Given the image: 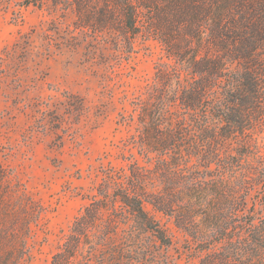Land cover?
Masks as SVG:
<instances>
[{"label": "trees", "instance_id": "obj_1", "mask_svg": "<svg viewBox=\"0 0 264 264\" xmlns=\"http://www.w3.org/2000/svg\"><path fill=\"white\" fill-rule=\"evenodd\" d=\"M53 1L73 9L79 27H108L126 51L140 36L160 40L192 76L182 85L177 69L158 68L134 138L153 166L110 169L49 264H122L113 238L132 220L170 244L146 204L206 252L200 264H264V147L252 134L264 124V0ZM42 211L0 161V264L30 257Z\"/></svg>", "mask_w": 264, "mask_h": 264}, {"label": "rangeland", "instance_id": "obj_2", "mask_svg": "<svg viewBox=\"0 0 264 264\" xmlns=\"http://www.w3.org/2000/svg\"><path fill=\"white\" fill-rule=\"evenodd\" d=\"M23 1L0 0V161L10 184L43 207L23 264H49L110 169L125 174L133 160L153 166L134 138L138 103L158 68L177 69L182 85L192 75L189 63L156 38L140 36L126 51L108 27L94 32L76 25L71 8ZM252 134L263 148L264 124ZM145 209L172 242L161 243L132 220L113 238L119 261L200 264L206 252L173 218L150 204Z\"/></svg>", "mask_w": 264, "mask_h": 264}]
</instances>
